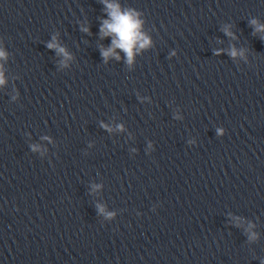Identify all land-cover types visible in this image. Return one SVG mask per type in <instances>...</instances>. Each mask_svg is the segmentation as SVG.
I'll return each mask as SVG.
<instances>
[{
	"label": "clouds",
	"instance_id": "clouds-1",
	"mask_svg": "<svg viewBox=\"0 0 264 264\" xmlns=\"http://www.w3.org/2000/svg\"><path fill=\"white\" fill-rule=\"evenodd\" d=\"M107 8L109 10L110 20L103 22L101 32L103 35H114L113 46L103 52L105 59L110 54H113L114 48H120L124 50L128 56L129 63L132 61L133 47L139 43L140 47H144L149 43L148 39L144 37L140 31V21L135 18L134 13L121 12L120 8L116 4H108L105 0ZM255 23V21H253ZM257 30H264V26ZM49 48L56 47L54 44H49ZM60 52H64L63 48L58 49ZM67 56V53H64ZM231 55H237L235 49H233ZM4 53L0 52V57H3ZM119 59V57H117ZM4 83L3 74L0 72V84Z\"/></svg>",
	"mask_w": 264,
	"mask_h": 264
}]
</instances>
